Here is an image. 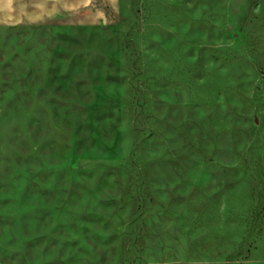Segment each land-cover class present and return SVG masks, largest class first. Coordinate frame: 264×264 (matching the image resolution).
<instances>
[{
    "label": "rangeland",
    "instance_id": "1",
    "mask_svg": "<svg viewBox=\"0 0 264 264\" xmlns=\"http://www.w3.org/2000/svg\"><path fill=\"white\" fill-rule=\"evenodd\" d=\"M111 2L0 19V264H264V0Z\"/></svg>",
    "mask_w": 264,
    "mask_h": 264
},
{
    "label": "crops",
    "instance_id": "2",
    "mask_svg": "<svg viewBox=\"0 0 264 264\" xmlns=\"http://www.w3.org/2000/svg\"><path fill=\"white\" fill-rule=\"evenodd\" d=\"M49 0H14L12 8L14 11L10 13L13 17H42L44 10L48 6ZM9 13L0 12V19L6 18Z\"/></svg>",
    "mask_w": 264,
    "mask_h": 264
},
{
    "label": "bare ground",
    "instance_id": "3",
    "mask_svg": "<svg viewBox=\"0 0 264 264\" xmlns=\"http://www.w3.org/2000/svg\"><path fill=\"white\" fill-rule=\"evenodd\" d=\"M61 1L62 0H57V3L56 4H54L50 9L51 10H49V18L50 17H55L58 13H59V11H61L62 10V8L63 7H60L59 5L61 4ZM93 2H95V4H97L100 8H102V9H105V3H110L111 2V0H92ZM112 3V2H111ZM110 3V4H111ZM112 8V7H111Z\"/></svg>",
    "mask_w": 264,
    "mask_h": 264
},
{
    "label": "clouds",
    "instance_id": "4",
    "mask_svg": "<svg viewBox=\"0 0 264 264\" xmlns=\"http://www.w3.org/2000/svg\"><path fill=\"white\" fill-rule=\"evenodd\" d=\"M13 3H14V0H0V12L9 13V15H7L6 17L7 21L13 20V16L10 15V13L14 11V9L12 8ZM15 22L19 23L20 21L16 20Z\"/></svg>",
    "mask_w": 264,
    "mask_h": 264
}]
</instances>
